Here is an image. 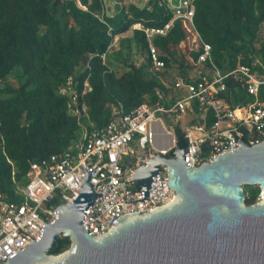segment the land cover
Instances as JSON below:
<instances>
[{"label": "trees", "instance_id": "obj_1", "mask_svg": "<svg viewBox=\"0 0 264 264\" xmlns=\"http://www.w3.org/2000/svg\"><path fill=\"white\" fill-rule=\"evenodd\" d=\"M80 1L86 11L75 0H0V192L9 201H21L17 190L26 185L32 163L68 151L83 125L88 130L107 126L112 105L121 103L126 112L143 104L152 107L159 96L172 95L177 78L190 80L202 68L200 47L190 44L182 22L153 40L165 66L161 73L150 62L145 33L133 30L136 24H168L173 13L167 0H149L144 7L123 6L125 0H118L112 16L104 0ZM195 6L197 32L211 46L213 63L221 72L256 62L264 68V0H196ZM115 38L119 49L112 55ZM132 46L146 56V64H131L118 75L113 68L116 62L127 64L122 57ZM260 65L255 70L263 75ZM174 69L176 79L168 87L161 77ZM68 78L78 84L79 104L87 108L89 122L83 119V125L70 114L69 99L59 94ZM85 83L90 91L81 96ZM227 85L226 98L233 106L253 100L244 82L230 79ZM259 98L264 101V85ZM165 118L176 147L185 149L179 119ZM168 158H174L172 152ZM244 190L246 205L257 204L260 189ZM70 246V240L61 237L50 255L58 256Z\"/></svg>", "mask_w": 264, "mask_h": 264}, {"label": "built area", "instance_id": "obj_2", "mask_svg": "<svg viewBox=\"0 0 264 264\" xmlns=\"http://www.w3.org/2000/svg\"><path fill=\"white\" fill-rule=\"evenodd\" d=\"M75 1L80 9L87 10L80 0ZM195 2L167 0L173 13L168 24L163 28L136 24L133 30L145 33L150 62L155 70H162L164 62L160 60L153 40L156 36H166L175 22H182L190 34V44L200 47L198 63L202 68L191 74L190 80L177 78L172 95L168 98L159 96L152 107L143 104L126 112L121 103L112 105V120L107 126L82 129V140L68 151L32 163L26 185L17 190L22 197L20 202L9 201L0 192V264L34 243L42 234L44 224L56 219L57 207L78 198L84 177L91 169L90 184L94 185L95 194L101 196L86 211L84 218V229L90 236H105L117 226L114 221L124 215L149 214L171 204L174 192L168 187L165 165H161L160 173L152 178L147 201L137 202L142 201V188L131 180L133 174L148 166L157 154L169 159V154L177 148L175 136L166 129L161 117L195 120L181 125L191 168L211 163L227 151L238 148V141L251 147L264 141V101L259 98L264 74L255 70L260 64L239 66L226 74L221 72L213 63L211 46L197 32ZM118 41L119 38H115L114 42ZM102 59L105 61L106 57L102 56ZM230 79L244 82L246 92L253 100L233 106L226 98ZM77 85L73 78H68L59 94L69 99L68 110L80 123L83 119L89 121V116L87 108L79 104ZM89 91L90 86L85 83L81 96ZM155 123L164 131L165 137L174 136L173 148L166 153L157 152L153 146L152 125ZM155 140L160 142L159 138Z\"/></svg>", "mask_w": 264, "mask_h": 264}, {"label": "water", "instance_id": "obj_3", "mask_svg": "<svg viewBox=\"0 0 264 264\" xmlns=\"http://www.w3.org/2000/svg\"><path fill=\"white\" fill-rule=\"evenodd\" d=\"M237 147L195 168L187 149L175 148L172 159L157 154L131 177L142 188L137 202L149 199L161 165L174 201L149 214L124 215L102 237L84 229L86 211L101 196L90 184L91 169L78 198L57 207L40 237L5 264H264V141ZM246 186L259 187L257 204L246 205ZM61 236L70 248L50 255Z\"/></svg>", "mask_w": 264, "mask_h": 264}, {"label": "rangeland", "instance_id": "obj_4", "mask_svg": "<svg viewBox=\"0 0 264 264\" xmlns=\"http://www.w3.org/2000/svg\"><path fill=\"white\" fill-rule=\"evenodd\" d=\"M116 1H118V0H104V2L106 3L105 4L106 5L105 11H107L110 16L114 15L115 12H116V8H115ZM148 2H149V0H125L122 5L123 6H128L130 4H134L136 6L144 7V6L147 5ZM127 36H130V35L127 34L126 37ZM118 43L119 42H114V44H113V46H112V48L110 50V52H112L111 53L112 55L117 53V50L119 49L118 48ZM124 54L125 55L122 57V59H124L127 64H118L116 62L115 66L113 68L117 72L118 75H122L123 73L127 72L128 66L131 65V64L135 65V66H140L142 64H146V61H147L146 56L143 53H140L138 48H136L135 46H132L129 51L125 50ZM163 71H164V69L159 70V73H161ZM176 73H177V71L175 69L174 70H169L167 78L161 77L162 81H165L166 85L168 87L172 86V82L176 79V77H175ZM192 75H193V73H192ZM161 119L163 121L164 126L167 129L166 118L165 117H161ZM177 121H180V125H182V123H184V122L185 123L189 122L190 121V117H188L186 119H183V120L179 119ZM86 122H89V121L86 120ZM172 124H176V121H174ZM80 125H83V123H80ZM82 129L86 130L87 128L83 125ZM181 130H182V127H181ZM152 131H153V146H154L155 150H157V152L166 153L171 148H173V142H172V139H171L170 135L168 137H165L164 131L160 128L159 125H157V123H155L152 126ZM83 136H84V132H82V130H81L79 140H82ZM157 138H159L160 142L155 140ZM246 187H249V186H246ZM246 187H244V188H246ZM252 188L259 189V187H257V186H252Z\"/></svg>", "mask_w": 264, "mask_h": 264}, {"label": "bare ground", "instance_id": "obj_5", "mask_svg": "<svg viewBox=\"0 0 264 264\" xmlns=\"http://www.w3.org/2000/svg\"><path fill=\"white\" fill-rule=\"evenodd\" d=\"M153 125H154V124H153ZM153 125H152V126H153Z\"/></svg>", "mask_w": 264, "mask_h": 264}]
</instances>
